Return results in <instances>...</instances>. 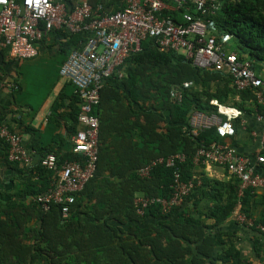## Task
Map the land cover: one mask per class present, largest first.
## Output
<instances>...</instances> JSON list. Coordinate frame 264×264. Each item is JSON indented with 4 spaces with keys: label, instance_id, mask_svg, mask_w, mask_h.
I'll list each match as a JSON object with an SVG mask.
<instances>
[{
    "label": "trees",
    "instance_id": "1",
    "mask_svg": "<svg viewBox=\"0 0 264 264\" xmlns=\"http://www.w3.org/2000/svg\"><path fill=\"white\" fill-rule=\"evenodd\" d=\"M82 1L111 12L125 3H70L76 6ZM218 5L206 19L208 37L214 34L220 44L228 34L239 60L246 55L251 68L258 69L264 63V0H218ZM184 13L193 18L199 15L191 3L164 15L182 23ZM51 34L66 40L59 45L61 51L79 48L89 36L63 31ZM5 52L0 49L1 56ZM122 71V77L114 73L100 91L94 110L99 121L96 169L69 205L66 218L60 204L51 203L50 210L43 211L34 200L51 187L56 171L41 166L40 160L31 167L9 161L8 145L0 139V168L11 173L7 182L0 181V264H248L236 246L235 232L226 224L238 207L253 221L251 229L257 236L252 251L260 255L264 233L256 227L264 226V191L257 194L247 189L239 197L240 182L227 170L223 181L206 177L204 164H195L193 158L199 149H209L223 138L215 126L194 131L190 120L195 112L218 114L228 105L245 111L246 101L255 103L254 91H238L228 74L199 68L184 53L162 50L152 40L142 42L140 51L123 61ZM185 83L190 85L185 87ZM173 91L181 94L180 100L171 95ZM78 103L74 95L66 113L70 136L78 130ZM12 114L0 103V123L19 133L12 127L19 120ZM233 126L238 127L237 120ZM33 151L39 159L54 155L58 169L81 159L62 145L56 150ZM177 153L186 157L183 163L170 168L157 163L148 176H139L142 167ZM175 173L182 181L196 179L182 205L163 212L153 204L138 214L137 196L170 199ZM257 208L262 209L261 215L254 218L252 209Z\"/></svg>",
    "mask_w": 264,
    "mask_h": 264
},
{
    "label": "built area",
    "instance_id": "2",
    "mask_svg": "<svg viewBox=\"0 0 264 264\" xmlns=\"http://www.w3.org/2000/svg\"><path fill=\"white\" fill-rule=\"evenodd\" d=\"M189 3L199 13L196 18L184 13V23H175L170 16L164 15V12L177 11ZM218 7V0H125L122 9L111 12L100 5L93 8L86 1L72 6L70 0H0V49L6 50L10 60L18 62L37 56L40 43L53 31L89 34L86 42L69 52L59 70L60 77L74 86L80 100L77 117L80 128L71 136V144L73 153L80 155L81 159L66 162L59 169L54 155L48 154L40 159L41 166L56 171L51 187L34 199L43 211H49L51 203L60 204L61 215L66 218L76 194L93 177L99 143V121L94 110L99 104L100 91L114 73L122 77L123 61L140 51L144 41L152 40L162 50L184 53L199 68H212L228 74L236 90L254 91L257 102L264 105V78L257 76L251 64L239 60L236 54L222 53L221 44L213 36H206V19ZM229 38V35H224L221 42L225 43ZM0 76H3L1 72ZM188 85L184 84L185 87ZM171 95L181 99L178 91ZM209 116L207 118L215 125L220 137L235 135L230 119H223L218 114ZM0 139L8 145L9 161H29L20 133L11 132L7 125L0 123ZM185 159L183 154L177 153L165 160L153 161L138 173L146 177L157 163L170 168ZM255 160L257 164L264 165V155H257ZM193 162H211L225 168L240 182L239 197L245 189L264 190V177L255 171L250 159L237 154L228 144L199 149ZM195 181H182L175 173L170 199L137 196L134 204L138 214L153 204L160 205L163 212L181 206ZM197 183L200 184L199 180ZM235 220L248 228L253 226V221L240 211L236 213ZM257 227L264 233V226Z\"/></svg>",
    "mask_w": 264,
    "mask_h": 264
},
{
    "label": "crops",
    "instance_id": "3",
    "mask_svg": "<svg viewBox=\"0 0 264 264\" xmlns=\"http://www.w3.org/2000/svg\"><path fill=\"white\" fill-rule=\"evenodd\" d=\"M206 36L208 35L206 34ZM65 41L63 38L57 39V34L50 33L44 37L38 47V55L33 58L17 62L10 60L6 52L3 56L0 55V65L3 69V81L0 84V103L9 107L13 112L12 116L19 120V124L15 123L12 127L19 131L21 135L22 145L29 157V161L23 163L27 167L35 165L40 160L37 152L33 151V149L56 150L62 145V148L72 151V135L70 136L67 131L70 120L66 113L70 110L69 104L72 97L74 95L78 97V95L74 86L59 75L61 65L65 62L69 52L73 50V48L70 51L60 50L59 45ZM220 44L221 51H224V54H236L235 43L231 41V37L227 42H220ZM241 61H247L252 64L246 55L243 56ZM254 72L257 76L264 78V63H259L258 69L254 70ZM253 95L255 103L264 106L257 102L254 92ZM255 103L252 100L246 101L244 106L247 110L245 111L230 105L219 109L218 115L221 118L230 119L232 123L237 120L238 127H234V136L223 138L222 142L217 144H228L237 154L249 158L255 171L264 177V165L257 164L255 160L257 155H264V110H258ZM195 116L200 117L201 128L215 126L207 118L210 117L209 115L200 112L192 114L191 126ZM77 128H80L79 123ZM202 171L208 178L217 181L225 179L226 169L220 165L209 162L204 164ZM10 174L9 170L0 168V181L5 180L7 182ZM252 191L261 194L264 190ZM238 209V207L235 208L227 221L226 227L229 231L235 232L236 246L240 249L248 264H250L251 261L248 257L253 254V241L257 235L251 229L252 227L248 228L235 220ZM261 211V208L252 209L253 217H259ZM256 229L260 230L258 227ZM260 241L263 245V251L260 254L262 258L257 260V264H264V235L261 236Z\"/></svg>",
    "mask_w": 264,
    "mask_h": 264
},
{
    "label": "rangeland",
    "instance_id": "4",
    "mask_svg": "<svg viewBox=\"0 0 264 264\" xmlns=\"http://www.w3.org/2000/svg\"><path fill=\"white\" fill-rule=\"evenodd\" d=\"M30 92V91H29ZM28 92V93H29ZM31 93V92H30ZM29 96H30V94H29ZM195 119L193 120V124H192V128H193V130L195 131V130H197V129H199L200 127H201V123H200V119L198 118V117H194ZM191 122V121H190ZM249 258V260L251 261L250 262V264L251 263H253V264H257V260H259V259H261L262 258V255L260 256V255H258V256H256L255 254H252V255H250V257H248Z\"/></svg>",
    "mask_w": 264,
    "mask_h": 264
}]
</instances>
